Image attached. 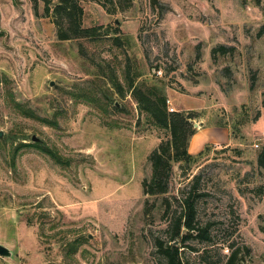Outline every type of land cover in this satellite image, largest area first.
<instances>
[{"label":"rangeland","instance_id":"1","mask_svg":"<svg viewBox=\"0 0 264 264\" xmlns=\"http://www.w3.org/2000/svg\"><path fill=\"white\" fill-rule=\"evenodd\" d=\"M104 1L79 0L95 34L61 40L45 0H0V264H166L190 194L210 240H179L185 264H264V0ZM148 86L191 140L215 128L155 195L170 133L139 110Z\"/></svg>","mask_w":264,"mask_h":264},{"label":"trees","instance_id":"2","mask_svg":"<svg viewBox=\"0 0 264 264\" xmlns=\"http://www.w3.org/2000/svg\"><path fill=\"white\" fill-rule=\"evenodd\" d=\"M32 1L38 13V0ZM151 1L153 6L159 5L160 2V0ZM98 2L106 7L104 0H98ZM45 14L56 18L55 23L57 24L58 36L61 40L72 39L84 34H95V30L82 27L84 9L79 0H57L56 2L45 0ZM232 50L234 49L219 45L213 49L212 53L216 57L218 52L225 55ZM133 93L138 101L139 110L147 113L154 123L170 133V138L163 140L150 154L149 161L152 166V177L150 180L143 182V189L146 195L163 194L169 190L174 163L184 162L191 164L204 155L206 150H201L196 155L189 151L191 138L196 133L191 121L192 116L184 111L169 112L166 96L161 90L154 86L138 87L134 88ZM25 112H27L28 116H35L31 112ZM45 150L49 153L51 152L49 149ZM258 164L264 168V150L258 155ZM195 202L192 194L185 198L183 211L177 217L173 227L171 235L173 243L167 244L159 239L156 242L158 250L166 259V264H185L181 247L178 245L179 240L184 244L188 239L194 237L196 232L201 240H210L208 230L204 227L201 228L196 223L197 210ZM212 263L213 261L209 262V264ZM224 264H238L237 254L233 253L230 255Z\"/></svg>","mask_w":264,"mask_h":264},{"label":"crops","instance_id":"3","mask_svg":"<svg viewBox=\"0 0 264 264\" xmlns=\"http://www.w3.org/2000/svg\"><path fill=\"white\" fill-rule=\"evenodd\" d=\"M215 129V128H214ZM213 128H207V130H205L202 134H204V135H199L198 137H197V139H196V137H194L192 140H191V144H190V148H191V150H194V151H196V150H201L202 148H200L206 141H207V139H205L208 135H207V133H205V132H210V131H213L214 130ZM206 134V135H205ZM204 136V137H203Z\"/></svg>","mask_w":264,"mask_h":264},{"label":"water","instance_id":"4","mask_svg":"<svg viewBox=\"0 0 264 264\" xmlns=\"http://www.w3.org/2000/svg\"><path fill=\"white\" fill-rule=\"evenodd\" d=\"M195 125L197 126L198 124H195ZM0 136H2V132H0ZM32 140L35 141V142H38L39 138L34 135L32 137ZM0 255L9 257V256L12 255V251L10 250L9 247H7V246H5L3 244H0Z\"/></svg>","mask_w":264,"mask_h":264},{"label":"built area","instance_id":"5","mask_svg":"<svg viewBox=\"0 0 264 264\" xmlns=\"http://www.w3.org/2000/svg\"><path fill=\"white\" fill-rule=\"evenodd\" d=\"M168 102H170V101H168ZM169 108H170V107H169ZM170 110H171V112H172V111H174V108H173V107H171V108H170Z\"/></svg>","mask_w":264,"mask_h":264}]
</instances>
